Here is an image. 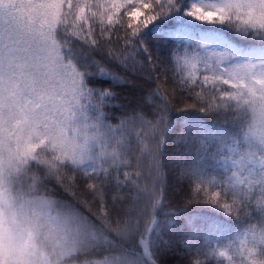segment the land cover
I'll return each instance as SVG.
<instances>
[{
    "label": "snow or ice",
    "instance_id": "snow-or-ice-1",
    "mask_svg": "<svg viewBox=\"0 0 264 264\" xmlns=\"http://www.w3.org/2000/svg\"><path fill=\"white\" fill-rule=\"evenodd\" d=\"M162 76L186 109L224 122L168 119ZM145 78L155 87L134 107L114 103V86ZM5 161L30 191L91 200H30L47 211L21 217L0 182V264H169L178 251L184 264H264V0H0ZM170 186L242 231L222 238L187 216L185 231L164 212ZM43 230L51 259L34 244Z\"/></svg>",
    "mask_w": 264,
    "mask_h": 264
},
{
    "label": "trees",
    "instance_id": "trees-1",
    "mask_svg": "<svg viewBox=\"0 0 264 264\" xmlns=\"http://www.w3.org/2000/svg\"><path fill=\"white\" fill-rule=\"evenodd\" d=\"M174 26V22L169 21L165 30L171 29ZM208 28H213L212 25H207ZM229 36L233 34L231 32L226 33ZM235 39V37H233ZM169 43H173L169 41ZM163 76L161 77V91L166 92L172 96L171 108L172 111L168 115V119L172 120L174 123H180L189 116H198L207 124H221L224 122V117L219 116L216 113H200L198 109H186L185 102H181L180 94L172 93L171 84L172 81L169 80L167 83H164ZM109 85L105 84L104 87ZM155 84L151 82H146L144 80L135 81L131 87H124L122 85L114 86V90L119 94L120 99L114 103L117 106H120L121 109L124 106L125 101H132V106H135V101L133 100V94L138 99L141 95L148 92L150 88H154ZM191 103V101H187ZM112 115L113 113H109ZM119 115L120 113H115ZM115 123V121H113ZM0 182H2L3 189L6 191L9 199L13 200L15 211L21 216H28L29 218H34L36 214L47 211L46 209H41L38 204L28 205L27 201H38L39 199H64L71 200L72 191H76L80 199L91 200L90 197L82 194V189L69 190L65 192L62 188H53L51 184L47 186H40L34 191H30L29 187H26L21 184L20 181L16 179L15 168H10L7 166L5 161L4 167L0 168ZM50 192H49V191ZM183 192L177 191L174 186H170L168 189V200L166 203L168 207H165L164 212L167 213L169 209L176 210L180 212L182 219L178 222L185 231H188L189 228L186 225L183 217H191L193 226H200L205 220H214L217 225L220 226V231L217 233L222 238L231 237L236 232L242 231L246 221L243 219L237 220L236 216L231 217L224 215L222 212H217L211 206L201 202L193 203L185 207L183 202ZM81 207H83L81 205ZM59 211L58 208H53V212ZM84 211L87 212L85 208ZM160 219L164 218V213H161L159 216ZM35 246L39 249L40 252L50 255L53 252V242L48 238L46 230H43L40 235H38L34 241ZM184 253L178 251L176 253V258L169 259V264H184L183 262ZM203 259V257H202ZM205 264H215V261L205 260Z\"/></svg>",
    "mask_w": 264,
    "mask_h": 264
},
{
    "label": "rangeland",
    "instance_id": "rangeland-1",
    "mask_svg": "<svg viewBox=\"0 0 264 264\" xmlns=\"http://www.w3.org/2000/svg\"><path fill=\"white\" fill-rule=\"evenodd\" d=\"M202 27H204V28H208L207 25H203ZM170 30H171V29H170ZM35 247H36V246H35ZM36 249H37L38 252H40L39 249H38L37 247H36Z\"/></svg>",
    "mask_w": 264,
    "mask_h": 264
}]
</instances>
